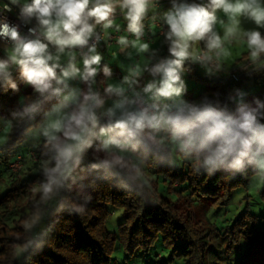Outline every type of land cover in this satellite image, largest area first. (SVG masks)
<instances>
[{"label":"trees","instance_id":"obj_1","mask_svg":"<svg viewBox=\"0 0 264 264\" xmlns=\"http://www.w3.org/2000/svg\"><path fill=\"white\" fill-rule=\"evenodd\" d=\"M180 1L183 0H176ZM158 14L153 13L154 20L160 19ZM149 17L145 16L142 25L149 24ZM163 36L166 38V34ZM195 44L198 54L206 51L205 42ZM242 56L234 69L248 64L245 63L248 52ZM0 60L9 57L0 54ZM221 63L225 66L222 60ZM156 66L152 63L148 72L153 74ZM188 66L189 60L183 68L186 70ZM20 72L16 65L6 79L0 80V120H6L10 129L0 147V176L9 171L12 179L9 184L0 185V264H116L118 259L114 255L118 249L125 261L148 257L157 249L155 257L159 260L151 264H173L175 260L182 264H210L212 246L207 231L190 209H183L184 205H191L194 198H207L212 205H223L234 191L248 187L258 172L257 157H243L237 168L230 167L231 157L222 164L207 165L209 149L203 146L201 136L186 146L187 136L178 134L164 122L155 126L146 124L133 136L126 132L122 135L124 130L116 128L115 121L98 110L95 125L89 126L82 140L72 141L59 133L53 140L43 139L36 149L18 151L28 133L40 127L51 105L59 99V94L51 91L43 95L34 91L22 80ZM101 73L102 70L96 87L93 82L81 80L83 94L89 87L99 95L106 92L100 84ZM186 73L201 85L200 93L186 98L182 106L169 112L147 103L156 114L173 115L183 108L187 116L192 109L211 108L239 118L241 112H251L256 126H264V57L243 75L214 72V76H204L197 68ZM226 77L232 80H218ZM241 93L245 94L243 101H235ZM106 94L117 95L108 91ZM138 95L143 99L142 93ZM82 98L72 104L69 112L78 108ZM130 105L133 111L140 110L133 97ZM101 128L111 141L124 145L131 155L122 156L105 149ZM68 148L71 155L65 159L63 152ZM21 159L29 166L23 173L13 174L10 165ZM58 162L59 170L52 172ZM142 168L151 170L152 179L141 178ZM49 183L51 190L44 192L43 186ZM161 185L177 198L160 197ZM115 209L123 212L124 220L117 226V232H112L107 225ZM223 230L220 239L228 256L247 257L264 242V227L248 209ZM216 235L220 234L216 231ZM164 251L169 254L166 260L161 259ZM234 263L231 260L225 264Z\"/></svg>","mask_w":264,"mask_h":264},{"label":"clouds","instance_id":"obj_2","mask_svg":"<svg viewBox=\"0 0 264 264\" xmlns=\"http://www.w3.org/2000/svg\"><path fill=\"white\" fill-rule=\"evenodd\" d=\"M154 0H0V39L10 41L13 45L9 60H0V80L9 76L10 64L21 69L22 80L41 95L52 92L59 94L61 88L54 87L65 84L67 80L79 77L85 83L95 81L98 75L102 56L96 50L95 44L89 46V41L96 34L95 29L112 27L117 9L128 22V30L135 35L137 44L142 36V21L147 15ZM18 9L17 18L29 24L35 21L36 26L29 28L35 38L22 35L20 26L9 21L5 13ZM222 11L229 20L224 26L223 35L216 32V11ZM250 19L256 29L241 31L240 18ZM167 25L166 39L169 41V58L163 60L153 69V74H159L158 82L149 83L145 92L156 97L171 98L181 92V71L184 62L190 58V47L196 42H205V58L211 59L228 55L225 43L237 41L242 36L252 62L264 57V34L258 29L264 28V3L262 0H208L207 5L189 3L186 0L177 3L173 0L172 7L164 15ZM38 33V35H37ZM120 44H127L125 37H120ZM49 45L54 46L59 53L77 48H88L83 56V68L70 62L67 67H61L49 52ZM140 51L149 47L146 43L138 45ZM59 57H56L58 61ZM74 59V57H73ZM59 69V72L57 71ZM104 72L107 74L108 69ZM13 88L15 85L13 84ZM112 92V88L107 89ZM121 94V93H118ZM99 94L89 91L83 94L78 108L57 120L51 125L56 132L72 141L82 140L90 125H95V108L102 105ZM116 107L123 108L122 104ZM109 115L113 109H108ZM192 119L196 122L192 123ZM168 123L176 132L187 136L186 146L197 136L203 138V146L209 149L205 164L215 166L222 164L230 157V167L241 165L243 157L253 159L264 154V126H256V118L251 112H241L239 118L225 115L211 108L203 111L192 109L190 115H185L184 109H179L173 115L165 113L149 114L148 111H122L121 117L115 120V127L133 136L145 125ZM195 129V131H192ZM101 132L105 130L100 129ZM71 149H65L63 156L67 159ZM264 169V158L257 160ZM59 170L57 168L52 172ZM51 190L50 183L43 186V191Z\"/></svg>","mask_w":264,"mask_h":264},{"label":"rangeland","instance_id":"obj_3","mask_svg":"<svg viewBox=\"0 0 264 264\" xmlns=\"http://www.w3.org/2000/svg\"><path fill=\"white\" fill-rule=\"evenodd\" d=\"M23 2V0H22ZM156 2V1H155ZM264 3V0H262ZM152 8H150L151 10ZM171 7L162 8L159 11V14L164 17L165 13L169 11ZM147 13L149 20H153L152 13H158L157 10L150 11ZM158 16V15H157ZM217 23L215 25V31L219 34L223 35V29L226 24L229 23L228 17L220 10L216 11ZM242 18V17H241ZM122 26L128 25L127 20L119 21ZM118 24V23H117ZM245 30L256 29L257 26L248 18L243 17L240 19V28L243 32V28ZM264 28L258 29L259 31ZM235 45L227 47L226 51L228 55L223 56V64L227 67L235 65L242 59V55L245 52H248L246 44L244 43V39L241 36L239 40L233 41ZM12 46L4 45L0 43V54L6 55L10 58L12 55ZM195 48L196 44L192 47L191 56L193 60H195ZM49 52L53 55L54 60L52 62H58L61 67H67L70 62L76 64L77 67L83 68V57L79 55L77 49L74 50H65L63 53H59L57 49L49 45ZM113 50L106 49L101 53L102 61L99 66L98 75L95 77V81L93 82L94 86H97L99 82L97 80L100 71L102 70V78L103 81L100 83L103 88H105L107 92V87L112 88L113 91L111 93L117 94L116 97L112 95L106 94V92L100 94L101 97L99 100L102 101V105L97 107L95 110H98V113L104 117H109L114 121L121 117L122 111H133L134 108L130 105V101L132 100V95H129V89L133 90V94L143 95L144 102L153 103L154 106L162 107L165 111H174L178 107L182 106L185 103L186 98H191L192 96L200 93L201 85L197 82L193 81L190 78V75L185 72L183 68L181 75V92L179 95H174L171 98H161L156 97L153 93L145 92V87L152 82H158L160 79L159 74H152L148 72V68L152 63L155 65H159L164 58L168 56V53L164 50H159L156 52V55H153L154 58H151L148 63H144L143 59L146 58V55L141 56L143 59L139 63L135 57H127L120 54L116 57L112 56ZM164 55H166L164 57ZM56 57H59L58 61ZM74 57V59H73ZM248 59V57H246ZM251 60V59H250ZM186 61L184 62V64ZM16 65H10L9 71L15 70ZM108 69V73L104 72V69ZM197 71L204 76H214L215 73L211 71L209 68H205L203 66H197ZM59 72V69L57 70ZM141 75V78L144 79V83H139V80L136 83H133V78ZM56 87L61 88V92L59 93V99L51 105V108L46 114V117L40 127L32 129L28 135L27 140L23 145L19 147L18 151H25L28 148H37V145L43 139H51L57 137L59 132H56L52 129L51 125L55 123L57 120L64 119L69 112L72 104L76 103L80 97L83 96L81 91V79L76 77L75 79H70L65 82V84L56 85ZM250 91H253V88L250 87ZM121 93V94H118ZM244 93H241L235 97V101L241 102L243 101ZM142 97V96H140ZM117 104H122L123 108L116 107ZM113 109V114L109 115L108 109ZM156 111V110H155ZM168 115V113H167ZM0 147L4 145L9 134L10 129L7 124V121L4 119L0 120ZM101 138L103 140V147L107 149L109 152L118 153L120 155L130 156V151L122 144H117L111 141L108 137L107 131H104L101 134ZM1 154V152H0ZM264 157H257V160ZM29 164H25L22 162V159L18 162H15L10 168L13 169V174L18 175L19 172H24L25 168H27ZM258 172L253 176L247 188H240L234 191L229 199L223 205H212L207 198H194L193 203L191 205H184L183 209H190L193 215L195 216L196 221H199L203 224V228L207 231L208 241L212 246V251L210 253V264H225L227 261H235L234 264H264V242L259 245V247L250 255L236 256V255H226L224 252L223 244L224 242L220 239V236L223 229L227 226H230L233 221L245 210H249L252 214L256 215L260 219V225L264 227V169L260 168L257 163ZM23 170V171H22ZM143 174H141V178L143 180L152 179L151 170L141 169ZM0 176V185H7L11 182V174L9 171H3ZM160 197L167 198L169 200H175L177 196L174 193H168L164 190V185L160 187ZM187 196V193L185 194ZM190 201V199H188ZM186 207V208H185ZM123 212L121 210H113V217L109 221L107 228L112 232H117V226L123 222ZM219 233L220 235H216ZM156 250H153L151 255L148 257H134L130 260H124L125 256L118 249L114 255V258L118 259V263L116 264H151L159 258L155 257ZM164 258L168 259V252L164 251L161 253ZM115 264V263H114ZM173 264H182L180 261L175 260Z\"/></svg>","mask_w":264,"mask_h":264},{"label":"built area","instance_id":"obj_4","mask_svg":"<svg viewBox=\"0 0 264 264\" xmlns=\"http://www.w3.org/2000/svg\"><path fill=\"white\" fill-rule=\"evenodd\" d=\"M191 1L193 3V0H186V2ZM198 3L207 5L208 0H195ZM165 3L156 1L154 2L153 8L158 9L161 8ZM17 12L18 9H13L11 13H5L9 19L10 22L14 24H18L20 26V32L22 35L28 36L29 38H35L32 33L29 32V28L35 27L36 24L34 21H32L29 24H25L21 20L17 18ZM154 28L158 29L162 35H165L167 33V25L165 24L164 19H156L152 21L149 24H143L142 25V36L140 37L139 42L140 43H150L153 40V30ZM95 35L90 39L89 46L92 44H95L96 49H98L101 45H105L108 49H114L115 47H119L121 44L119 43L120 37L123 36V34L127 35V39L129 42L136 41L135 35H133L126 26L122 30L115 31L112 35H109L108 29H104L101 26H97L95 29ZM38 35V33H37ZM0 43L8 46H12V43L10 41H5L3 39H0ZM233 43V42H230ZM79 55L83 57L87 52L88 48H78ZM206 51L201 50L200 54L197 55L196 61H189V66L185 70L186 72H190L191 68H196L197 66H204L206 68L211 69L213 72L216 73H222V74H233V75H243L249 67L252 65L251 63H248L238 69H234L231 71H228L225 66L222 65L220 57H216L215 53L209 54L211 55V59L205 58ZM113 56L117 55V51L112 52ZM137 77L133 78V82H135ZM129 95H132L134 104L137 108L140 110H147L149 114H156V111L149 107L144 100L138 95L133 94V90L129 89Z\"/></svg>","mask_w":264,"mask_h":264},{"label":"crops","instance_id":"obj_5","mask_svg":"<svg viewBox=\"0 0 264 264\" xmlns=\"http://www.w3.org/2000/svg\"><path fill=\"white\" fill-rule=\"evenodd\" d=\"M155 1H161V0H154V2ZM162 2V1H161ZM180 2H183V1H180ZM177 3H179V2H177ZM168 4H170V3H166L165 5H163L161 8H158V9H155V8H153V5L152 6H150V8H152L151 10L152 11H155V10H157L158 11V13H159V11L162 9V8H168V7H172V5H168ZM150 8H149V10H150ZM153 9H155V10H153ZM150 10V11H151ZM149 12V11H148ZM155 13V12H154ZM153 14V13H152ZM148 16V15H147ZM158 17H160L161 19H164V17L162 16V14L160 15V14H158V16H157V18ZM243 18V17H242ZM242 18H240V19H242ZM159 19V18H158ZM121 20H125V18H124V16H123V14L120 12V10L119 9H117V12H116V14H115V16H114V23H113V25H112V27H110V28H108V33H109V35H112L115 31H117V30H120V29H122V28H124L125 26H122L121 27V23L119 22V21H121ZM152 21H154V19L153 20H148L147 21V23H151ZM118 23V24H117ZM127 26V25H126ZM243 31H247V30H245V27L243 28ZM217 32V31H216ZM261 32L262 33H264V29L263 30H261ZM220 35H222L221 33H220ZM122 37H125L126 39H127V36L126 35H123ZM127 41H128V39H127ZM167 39L160 33V31L158 30V29H156V28H154V30H153V40H152V42H150V43H146V44H148L149 45V47H148V49L146 50V51H140V49H139V44H141V43H137V44H135L134 45V43L133 42H129L128 41V43L127 44H121L119 47H115L114 48V50H118L119 52H118V54L116 55V56H118V55H120V54H123V56H127V57H135V58H137L136 60L140 63L141 61H142V57L141 56H143V55H146V58L145 59H143L144 61V63L146 64V63H148V61L151 59V58H154V56L153 55H156L157 53L156 52H158L159 50H163V48H164V50L168 53V56L167 57H165L166 55H164V59H166V58H169V45L167 46ZM231 42H233V41H231ZM233 45H235V43L233 42V43H230V42H226L225 43V49H227V47H229V46H233ZM106 49H108V48H106V46L103 44V45H101L98 49H96L97 50V52L99 53V54H101L104 50H106ZM77 50H78V48H77ZM109 50H111V49H109ZM192 50V49H191ZM195 55L197 56V54H198V52H199V49H198V47L196 46V48H195ZM191 53V52H190ZM246 53V52H245ZM244 53V54H245ZM116 56H113V57H116ZM221 58V60L223 61V55L220 57ZM149 59V60H148ZM195 59H196V57H195ZM187 60H189V61H194L193 59H192V57H190L189 59H187ZM186 60V61H187ZM259 61H257V62H255V63H258ZM245 63H251V64H255L254 62H252L250 59H247V61L245 62ZM262 63V62H261ZM227 69L228 70H233L234 69V65H230V66H228L227 65ZM226 76L227 75H229V74H225ZM159 76V75H158ZM139 79H141V75L140 76H138L137 77V80H139ZM145 81H144V79H143V81H139V83H141V84H143Z\"/></svg>","mask_w":264,"mask_h":264},{"label":"water","instance_id":"obj_6","mask_svg":"<svg viewBox=\"0 0 264 264\" xmlns=\"http://www.w3.org/2000/svg\"><path fill=\"white\" fill-rule=\"evenodd\" d=\"M189 3H191V1H189ZM236 79H237V77H236ZM218 80H221V81H223V82H229V81H231L232 79L229 78V77H226V78H221V79H218Z\"/></svg>","mask_w":264,"mask_h":264}]
</instances>
